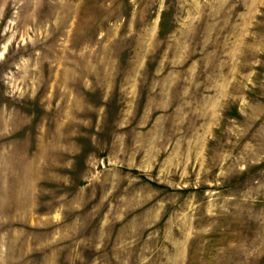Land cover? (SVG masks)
I'll use <instances>...</instances> for the list:
<instances>
[{"label": "rangeland", "instance_id": "rangeland-1", "mask_svg": "<svg viewBox=\"0 0 264 264\" xmlns=\"http://www.w3.org/2000/svg\"><path fill=\"white\" fill-rule=\"evenodd\" d=\"M0 264H264V0H0Z\"/></svg>", "mask_w": 264, "mask_h": 264}]
</instances>
